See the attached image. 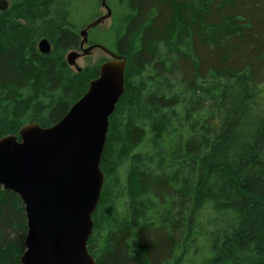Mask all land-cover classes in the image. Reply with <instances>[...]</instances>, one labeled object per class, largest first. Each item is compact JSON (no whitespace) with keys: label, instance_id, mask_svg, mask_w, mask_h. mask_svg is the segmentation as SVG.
<instances>
[{"label":"trees","instance_id":"1","mask_svg":"<svg viewBox=\"0 0 264 264\" xmlns=\"http://www.w3.org/2000/svg\"><path fill=\"white\" fill-rule=\"evenodd\" d=\"M8 2L0 137L56 123L99 75L66 62L81 40L74 0ZM120 5L124 92L100 162L95 264H264V0ZM26 231L20 196L0 185V264H20Z\"/></svg>","mask_w":264,"mask_h":264},{"label":"water","instance_id":"2","mask_svg":"<svg viewBox=\"0 0 264 264\" xmlns=\"http://www.w3.org/2000/svg\"><path fill=\"white\" fill-rule=\"evenodd\" d=\"M100 4L106 13L79 31L81 51L65 57L79 71L77 58L94 48L109 55L87 91L56 123L42 127L29 122L18 135L0 137V185L20 196L26 215L20 264H95L87 242L103 186L100 162L109 116L124 92L126 67L124 55L100 44L84 46L89 29L111 16L106 0ZM8 6V0H0V11ZM37 47L44 54L51 50L46 38Z\"/></svg>","mask_w":264,"mask_h":264},{"label":"rangeland","instance_id":"3","mask_svg":"<svg viewBox=\"0 0 264 264\" xmlns=\"http://www.w3.org/2000/svg\"><path fill=\"white\" fill-rule=\"evenodd\" d=\"M73 10L71 13L72 22L79 32L82 28L88 25L96 17L106 13L105 8L100 4V0H74ZM108 7L111 10V16L105 19L97 26L92 27L88 31V43L94 41V44H100L107 49L115 50V41L113 39V29L118 23V12L121 9L120 0H106ZM81 37V36H80ZM86 43L84 46L86 47ZM72 50V49H71ZM69 50V51H71ZM68 51V52H69ZM67 52V53H68ZM66 57V56H65ZM109 59V55L99 48H94L89 54L81 55L77 58L76 63L80 67L100 65L105 60ZM75 69L74 67H72ZM264 93V90H263ZM204 218L206 215L203 214ZM192 250L190 251V255ZM193 259L196 263L201 262L199 256H194Z\"/></svg>","mask_w":264,"mask_h":264},{"label":"flooded vegetation","instance_id":"4","mask_svg":"<svg viewBox=\"0 0 264 264\" xmlns=\"http://www.w3.org/2000/svg\"><path fill=\"white\" fill-rule=\"evenodd\" d=\"M88 45H92V44H89V43H87ZM94 44V43H93ZM87 45V46H88ZM72 50H76L77 52H80L81 50H80V47L78 46V48H75V49H72ZM111 51V50H110ZM112 52H114V53H116V54H119V53H117V52H115V51H112ZM109 59H110V57H109ZM108 60V59H107ZM100 66V65H99Z\"/></svg>","mask_w":264,"mask_h":264}]
</instances>
